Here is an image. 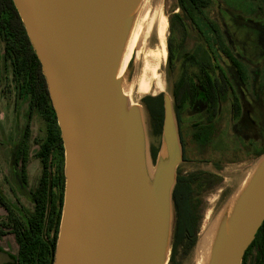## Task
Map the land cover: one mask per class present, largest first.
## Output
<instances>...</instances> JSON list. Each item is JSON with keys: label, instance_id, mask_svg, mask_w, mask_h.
<instances>
[{"label": "water", "instance_id": "obj_1", "mask_svg": "<svg viewBox=\"0 0 264 264\" xmlns=\"http://www.w3.org/2000/svg\"><path fill=\"white\" fill-rule=\"evenodd\" d=\"M40 63L63 146L52 264H165L182 161L173 94L152 157L117 71L142 0H11ZM153 160V161H152ZM264 221V153L210 224L206 264H241ZM1 262H13L0 252Z\"/></svg>", "mask_w": 264, "mask_h": 264}, {"label": "flooded vegetation", "instance_id": "obj_2", "mask_svg": "<svg viewBox=\"0 0 264 264\" xmlns=\"http://www.w3.org/2000/svg\"><path fill=\"white\" fill-rule=\"evenodd\" d=\"M205 1L198 0L205 7L194 8L178 0L177 7L198 27L203 45L182 57L170 83L182 153L176 179L190 185L191 197L222 182L203 167L222 172L264 153L259 141L264 131V0ZM187 5L191 7H180ZM193 13L203 17L200 25ZM171 59L172 52L169 63ZM185 165L195 169L180 172ZM0 264H15V259Z\"/></svg>", "mask_w": 264, "mask_h": 264}, {"label": "trees", "instance_id": "obj_3", "mask_svg": "<svg viewBox=\"0 0 264 264\" xmlns=\"http://www.w3.org/2000/svg\"><path fill=\"white\" fill-rule=\"evenodd\" d=\"M186 2L194 8L205 7L198 6V0ZM204 3L206 4L207 0ZM180 7L186 9L191 6ZM0 39L3 43L2 57L9 64L17 96L27 101L28 118L35 113L45 124L44 136L36 142L37 149L34 153L40 172L35 187L30 191L31 209L21 215L0 192V206L6 212L4 218L0 219V238L5 234L13 236L17 245L15 264H52L64 187L63 146L40 63L11 0H0ZM167 51L169 62L171 58L169 44ZM147 98H152L156 102L148 104L145 102ZM141 101L151 117L153 130L160 133L162 93L153 97L145 96ZM29 149L30 135L27 124L12 156V163L20 169L22 181L26 180ZM151 155L155 156L154 149ZM191 192L190 185L176 179L172 191L174 211L172 238L173 244L181 248L182 255H186L193 247L198 232V203L192 200ZM254 246L258 251L257 263L262 264L264 221L247 247L241 264H246L247 255Z\"/></svg>", "mask_w": 264, "mask_h": 264}, {"label": "rangeland", "instance_id": "obj_4", "mask_svg": "<svg viewBox=\"0 0 264 264\" xmlns=\"http://www.w3.org/2000/svg\"><path fill=\"white\" fill-rule=\"evenodd\" d=\"M177 6L178 0H161V10L163 14L165 13L164 15L167 20V26L165 29L166 36L164 39L166 59L157 69L164 84L163 91L157 93L149 92L140 98L134 97V86L132 89L133 92H131L132 99H134L143 109L147 145L150 152L153 149L155 152L159 149L160 133L153 130L151 117L149 119V115L144 109L141 98L145 96L153 97L160 93L170 95V83H173L176 78V69H178L182 57L187 53L193 52V50L196 51L201 45H203L199 38L198 27L191 22L192 18H190L188 14L182 12ZM207 13L208 9L205 11V16H208ZM223 14L224 13L222 12V15ZM193 18L194 20L196 19L200 25V20L198 19H202L203 17L199 13H193ZM200 28H203L202 25ZM156 42L157 40L154 31L151 30L147 38V45L154 49ZM168 44L171 47L172 63L168 62ZM2 56L3 43L0 39V192L14 209H16L21 215H24V211L31 209L32 199L30 191L35 187L39 177L40 167L38 161L34 158V153L37 149L36 142L40 141L44 136L45 124L35 113H33L32 117L28 118L27 101L17 96V91L11 80L9 64L3 60ZM137 67L138 61L135 60L131 80L134 79ZM27 124L29 125L30 149L28 164L26 167V180L22 181L20 169L12 163V156ZM259 141L260 143L264 142V131L262 138ZM258 158L259 157L242 163L230 164L226 166L222 172L214 170L212 167H203L205 170H212V172L221 176L222 182L208 192H195L192 194V200L198 203L199 212L196 241L188 253L182 255L181 248H179L178 245L173 244V238L171 235L169 252L165 264H192V251L196 242L199 240L200 232L210 226L214 221L226 201L239 189L241 183L257 162ZM194 169L195 166L191 167L185 165L179 167L180 172H190V170ZM5 214V210L0 206V219L4 218ZM0 249L15 256L17 245L11 234H5L0 238ZM257 257V247L254 246L247 255L246 264H258ZM262 264H264V261Z\"/></svg>", "mask_w": 264, "mask_h": 264}, {"label": "bare ground", "instance_id": "obj_5", "mask_svg": "<svg viewBox=\"0 0 264 264\" xmlns=\"http://www.w3.org/2000/svg\"><path fill=\"white\" fill-rule=\"evenodd\" d=\"M164 14L161 10V0H142L127 38L117 76L124 74L130 58L134 56L138 61L137 71L134 79L123 87V92L132 105L137 104L131 97L133 86L135 98H140L149 92H161L164 89V84L157 71L159 65L166 59L164 39L167 20ZM151 30L154 31L157 40L154 49L147 45ZM200 233L199 240L192 251V264H206L207 261L212 227L208 226Z\"/></svg>", "mask_w": 264, "mask_h": 264}]
</instances>
